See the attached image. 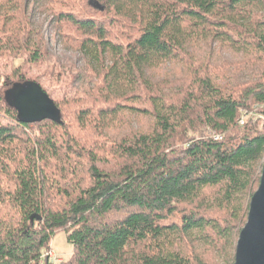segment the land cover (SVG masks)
Instances as JSON below:
<instances>
[{
    "label": "trees",
    "instance_id": "obj_1",
    "mask_svg": "<svg viewBox=\"0 0 264 264\" xmlns=\"http://www.w3.org/2000/svg\"><path fill=\"white\" fill-rule=\"evenodd\" d=\"M0 10L18 25L0 33V71L13 77L0 89V264H54L60 231L72 246L61 264H233L264 161V125L238 123L241 110L264 114V0H0ZM36 11L76 58L51 48ZM168 62L185 75L156 79ZM26 66L39 74L26 79ZM26 81L59 122L17 119L7 97ZM125 112L150 124L112 139Z\"/></svg>",
    "mask_w": 264,
    "mask_h": 264
},
{
    "label": "water",
    "instance_id": "obj_2",
    "mask_svg": "<svg viewBox=\"0 0 264 264\" xmlns=\"http://www.w3.org/2000/svg\"><path fill=\"white\" fill-rule=\"evenodd\" d=\"M7 103L17 112L20 122L60 121V111L54 101L34 81L15 87ZM233 264H264V161L258 188L250 199L246 223L239 232Z\"/></svg>",
    "mask_w": 264,
    "mask_h": 264
},
{
    "label": "rangeland",
    "instance_id": "obj_3",
    "mask_svg": "<svg viewBox=\"0 0 264 264\" xmlns=\"http://www.w3.org/2000/svg\"><path fill=\"white\" fill-rule=\"evenodd\" d=\"M3 11L0 10V13ZM34 20L39 23V25L43 28V31L46 35H48V38L50 40V46L51 48L57 53V55L61 56L62 54L66 55H72V58H76L77 55L74 52H69L68 50L64 49V47L59 43V41L56 38V34L53 30L51 18L47 17L43 12L36 11L34 13ZM17 22L14 19H6L0 21V33L7 35L17 30ZM226 56H231L229 53H225ZM24 73H26V79L32 80L31 78L33 76L38 75L39 71L36 68H30L29 66H26L24 69ZM155 78L156 79H175V78H182L185 75V70L182 67V65L175 63V62H168L165 64H162L159 66L155 72ZM9 76L10 80H13V77L11 75L10 68L7 70V72L0 71V89L3 84V82L6 80V77ZM10 81V82H11ZM49 89L52 91V89H55L57 92H54V96L61 97L63 93L65 92L64 88H60L58 86L52 85L49 82ZM122 126L110 129L108 131V135L112 139H119V137H122L121 135L127 133L130 131V129H133L135 131H138L140 129H147L149 126V120L148 119H142L137 114H130L128 112H125L122 116L121 120ZM247 219V218H246ZM246 223V222H245ZM244 226V225H243ZM50 253H52L53 263L54 264H61L62 262L66 261L70 255L72 254V246L68 243L66 239V234L63 231L57 232L53 235L50 243Z\"/></svg>",
    "mask_w": 264,
    "mask_h": 264
},
{
    "label": "built area",
    "instance_id": "obj_4",
    "mask_svg": "<svg viewBox=\"0 0 264 264\" xmlns=\"http://www.w3.org/2000/svg\"><path fill=\"white\" fill-rule=\"evenodd\" d=\"M251 116H255L257 119L260 120L261 122V126L264 125V114H255L253 112H248L247 110H241V115H240V119L238 121L239 125H244L245 123V120ZM260 126V127H261ZM212 139L213 140H221L222 139V135L220 134H212ZM48 258L53 261V258H52V253H49L48 254Z\"/></svg>",
    "mask_w": 264,
    "mask_h": 264
}]
</instances>
